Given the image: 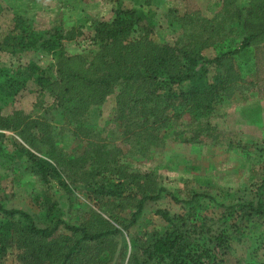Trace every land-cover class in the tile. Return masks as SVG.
Masks as SVG:
<instances>
[{
	"label": "trees",
	"instance_id": "trees-1",
	"mask_svg": "<svg viewBox=\"0 0 264 264\" xmlns=\"http://www.w3.org/2000/svg\"><path fill=\"white\" fill-rule=\"evenodd\" d=\"M220 3L210 24L190 15L175 17L181 32L170 44L153 39V27L143 22L138 7L116 0L111 19L93 20L89 50L75 54L66 52L64 42L81 34L79 29H35L15 12L0 51L16 59L46 53L54 63L42 67L32 57L14 68L0 63V155L18 168L23 162V171L62 190L68 215L78 187L88 192L101 213L103 208L119 206L128 214L126 219L110 214L105 218L89 210L91 217L82 222L64 220L54 217L55 211L64 210V202L35 195L33 203L45 216L40 222L23 208L5 205L6 198L0 195V264L9 249L16 251L19 264H105L101 257L105 252L116 253L106 264L125 260V264H225L229 243L241 234L240 226L264 216V180L254 191L242 190L232 205L216 202L208 192L178 199L158 184L154 170L128 173L127 165L116 159L119 150L101 139L104 129H97L92 119L107 97L114 95L110 121L115 127L107 133L115 139L120 132L128 153L135 157H146L153 148L162 147L164 131L176 122L181 125L177 134L188 133L189 143L216 139L208 117L243 82L241 65L233 57L253 48L256 70L259 62L264 65L260 58L264 57V0ZM195 24L206 25L197 30ZM135 27L142 30L136 37ZM224 30L238 39L237 48L204 56L201 49L209 36ZM255 76L258 80V71ZM29 85L39 98L48 93L54 102L42 113L22 116L13 103ZM3 130L14 131L22 141L13 140L12 154L4 152ZM68 138L85 141V149L69 153ZM162 195L180 204L183 213L158 209L156 214L166 223L163 231L130 235L128 230L145 202ZM204 200L215 209L204 208L196 222ZM124 231L133 249L128 255Z\"/></svg>",
	"mask_w": 264,
	"mask_h": 264
},
{
	"label": "rangeland",
	"instance_id": "rangeland-1",
	"mask_svg": "<svg viewBox=\"0 0 264 264\" xmlns=\"http://www.w3.org/2000/svg\"><path fill=\"white\" fill-rule=\"evenodd\" d=\"M127 7H138L144 23L153 27L152 37L158 43H174L181 30L177 26L175 17L182 15L205 19L208 24L212 22L216 13H219L221 0H121ZM244 5L246 0H237ZM116 0H0V42L13 26L15 12L22 15L35 29H50L60 26L64 29H79L73 40L64 42L67 53H80L87 48L93 35V20H109L113 16ZM203 22V21H202ZM82 25V28H79ZM206 24L195 27L201 30ZM195 30V29H194ZM141 29L134 28L133 36L140 35ZM207 42L203 44L201 52L206 57H215L219 53L235 49L239 45L238 39L228 31L219 35L212 33ZM29 57L37 61L42 67H51L54 58L46 53H38L14 58L12 55L0 51V63L14 68L16 64L27 61ZM264 59V57H260ZM236 65H241L240 73L243 82L237 86L234 93L224 102L215 106L210 113L208 121L214 127L216 139L203 138L198 143H189L186 139L189 134L179 135L181 125L172 123L162 136L164 145L153 148L150 155L135 157L128 153L129 146L117 131L116 138L112 139L107 133L114 128L110 121L115 105L114 95L107 97L100 107L99 114L93 116L97 129H104L100 133L103 140H108L119 150L116 159L127 165L126 171L138 170L146 173L154 170L160 186L172 192L178 199H187L193 192H208L216 202L232 205L235 197L244 189L254 191L264 180V65L259 62L255 67V51L253 48L233 57ZM259 72V79L256 72ZM29 90L23 91L14 100V110L21 112L22 116L42 113L54 102L53 98L45 93L41 98L37 96L33 85ZM6 99V98H5ZM36 112V113H35ZM34 115V116H35ZM4 133V152L13 153V140L22 144L14 131H1ZM115 136V135H114ZM113 140V141H112ZM231 144V146H229ZM69 153H80L85 149V141L77 138H68L66 141ZM239 146V147H238ZM20 168L12 164L7 157L0 155V195L5 196V205L23 208L43 222L44 212L33 203L32 197L40 195L49 197L52 201L59 199L64 202L61 211H55L54 217L64 220L89 219V210H94L105 218L109 214L126 219L128 210L119 206L103 208L88 197V192L78 187L77 193L70 202V215L66 211L67 196L57 187L46 186L29 172L23 171V162ZM141 173V174H142ZM200 203H203L202 201ZM197 212L196 220L204 208L215 209L212 202L204 200V204ZM158 209H166L172 213H183L180 204L169 197L162 195L156 201H146L136 224L130 227L128 233L140 234L144 231H163L166 223L156 214ZM88 213V214H87ZM241 234L232 238L229 243L230 250L224 256L225 264H261L264 263V216L249 224H242L239 228ZM128 253L133 252L128 242L129 236L124 231ZM117 249V247H115ZM16 251L9 249L3 258L2 264H19ZM107 252L101 255L103 262L109 263L115 258ZM117 262V258H116ZM126 260L124 261V264Z\"/></svg>",
	"mask_w": 264,
	"mask_h": 264
}]
</instances>
